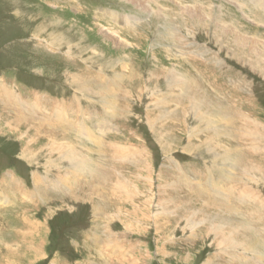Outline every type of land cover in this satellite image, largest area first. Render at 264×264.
Here are the masks:
<instances>
[{"label":"rangeland","instance_id":"rangeland-1","mask_svg":"<svg viewBox=\"0 0 264 264\" xmlns=\"http://www.w3.org/2000/svg\"><path fill=\"white\" fill-rule=\"evenodd\" d=\"M185 1L0 0V264H264V30Z\"/></svg>","mask_w":264,"mask_h":264},{"label":"bare ground","instance_id":"bare-ground-1","mask_svg":"<svg viewBox=\"0 0 264 264\" xmlns=\"http://www.w3.org/2000/svg\"><path fill=\"white\" fill-rule=\"evenodd\" d=\"M126 1H128V2H130V3H133V4H135L136 6H138V7H140V8H143V9H146L147 10V8H146V4L150 1V0H126ZM150 3V2H149ZM256 3H258L261 7H262V9L264 10V0H258V1H256ZM198 8V7H197ZM195 9V8H194ZM118 16V15H117ZM126 19H128V18H126ZM134 21V20H133ZM119 22H120V20H119ZM123 24V23H122ZM125 25V24H124ZM132 25V24H131ZM129 26V25H128ZM125 27V26H124ZM131 28V27H130ZM244 39V38H243ZM115 40H117V39H115ZM49 43V42H48ZM248 43V42H247ZM251 45H253V44H251ZM127 46V45H126ZM173 81H176L175 79L173 80ZM176 83V82H175ZM178 83V82H177ZM150 95V94H149ZM42 110V109H41ZM204 121V120H203ZM206 121V120H205ZM204 121V122H205ZM206 123H208V121H206ZM7 126V125H6ZM9 127V126H8ZM107 127V126H106ZM11 128V127H10ZM14 129V128H13ZM88 131V130H87ZM90 132V131H89ZM86 134H87V132H86ZM260 138V137H259ZM56 145H58V144H54V143H50V145H49V150H48V152L50 153V154H52L53 152H54V150H57V149H55L54 147L56 146ZM47 146V145H46ZM111 146V145H110ZM45 147V146H44ZM57 148H59L58 146H56ZM115 147V146H114ZM62 148V147H61ZM62 149H64L63 150V152H61V150ZM62 149H59L58 151H57V155H58V153H62V154H64L65 153V155H71L72 156V159L73 160H75L76 159V157H77V153L75 152V151H73V150H71V148L69 149L68 147H67V150H65L66 149V146H64L63 145V148ZM42 150V149H41ZM117 150V149H116ZM125 150V149H124ZM53 154H56V153H53ZM54 156V155H53ZM133 157V156H132ZM64 159V158H63ZM80 160H75V161H70L71 162V164L74 166L75 164L77 165L76 167H78L77 169H79L80 167H81V165H82V161H80ZM79 164V165H78ZM76 169V168H75ZM7 201V200H6Z\"/></svg>","mask_w":264,"mask_h":264},{"label":"crops","instance_id":"crops-1","mask_svg":"<svg viewBox=\"0 0 264 264\" xmlns=\"http://www.w3.org/2000/svg\"><path fill=\"white\" fill-rule=\"evenodd\" d=\"M197 7H198V8H197ZM192 8L200 9V10H201V9H203V8H205V7H203V6H200V7H199V6H194V7H192ZM192 8H189V9H192ZM221 18H222V17H221ZM223 19H224V18H223Z\"/></svg>","mask_w":264,"mask_h":264}]
</instances>
